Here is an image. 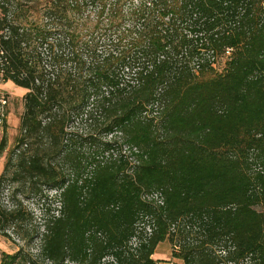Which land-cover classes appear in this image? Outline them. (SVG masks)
Instances as JSON below:
<instances>
[{
  "label": "trees",
  "instance_id": "trees-1",
  "mask_svg": "<svg viewBox=\"0 0 264 264\" xmlns=\"http://www.w3.org/2000/svg\"><path fill=\"white\" fill-rule=\"evenodd\" d=\"M0 73L26 91L0 235L32 238L8 175L55 191L48 264H264V0H0Z\"/></svg>",
  "mask_w": 264,
  "mask_h": 264
},
{
  "label": "rangeland",
  "instance_id": "rangeland-1",
  "mask_svg": "<svg viewBox=\"0 0 264 264\" xmlns=\"http://www.w3.org/2000/svg\"><path fill=\"white\" fill-rule=\"evenodd\" d=\"M226 56L217 62L215 66L217 73L222 72ZM1 90L8 95L9 105L6 124L0 135V145H3L0 152V176L4 173L8 156L15 148L16 139L19 135L20 118L23 112L22 96L26 92L23 88L14 86L11 82H4L1 85ZM7 176L5 175L1 186V201L7 208H11L14 204L21 205L24 208L29 216L27 229L31 231L32 238L23 240L21 236L13 233L10 228L5 232L6 236L0 235V259L2 255L22 254L24 252L32 259V262L27 264H48L40 260L37 255L40 249V235L43 232L42 223L46 212L53 213L58 207V204L55 203V191L47 190L44 186L38 184L31 187L19 186L11 183ZM172 251V245L165 240L158 244L152 259L156 264H183L182 261L173 258Z\"/></svg>",
  "mask_w": 264,
  "mask_h": 264
},
{
  "label": "built area",
  "instance_id": "built-area-1",
  "mask_svg": "<svg viewBox=\"0 0 264 264\" xmlns=\"http://www.w3.org/2000/svg\"><path fill=\"white\" fill-rule=\"evenodd\" d=\"M4 80L2 79V75L0 73V135L2 134L7 116H8V105H9V98L8 95L1 90V85L3 84Z\"/></svg>",
  "mask_w": 264,
  "mask_h": 264
}]
</instances>
